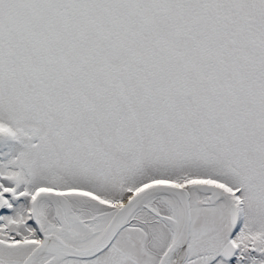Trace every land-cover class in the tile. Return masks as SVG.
I'll return each instance as SVG.
<instances>
[{"label":"snow or ice","instance_id":"snow-or-ice-1","mask_svg":"<svg viewBox=\"0 0 264 264\" xmlns=\"http://www.w3.org/2000/svg\"><path fill=\"white\" fill-rule=\"evenodd\" d=\"M0 264H264V0H0Z\"/></svg>","mask_w":264,"mask_h":264}]
</instances>
